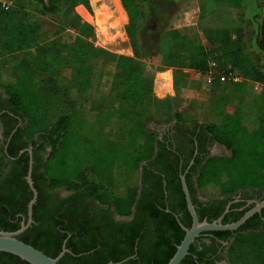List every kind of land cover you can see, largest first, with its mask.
Here are the masks:
<instances>
[{"label":"trees","instance_id":"trees-1","mask_svg":"<svg viewBox=\"0 0 264 264\" xmlns=\"http://www.w3.org/2000/svg\"><path fill=\"white\" fill-rule=\"evenodd\" d=\"M81 1L89 6L88 0ZM216 1V8L208 14L209 20L214 19L219 26L217 28L242 30L243 18L239 13H233V9L242 0ZM41 2L44 10L49 13L62 10V0ZM124 5L127 9L131 7L126 1ZM7 13L0 3V15ZM74 16L79 27L74 43L78 46L73 48L69 56L72 61L81 63L78 72L83 74L86 81L83 87L76 90V95L72 96V90L69 91L68 99L49 94V99L45 100L43 89L31 81L28 50L23 47V42L29 33L34 32V27L23 22L18 15L11 26L0 21V49L7 51L0 55V86L8 93L10 107L21 115L25 136L30 139L38 133L51 144L45 161L34 158L32 179L38 191L33 206L34 222L18 237L55 257L61 251L63 239L71 233L66 243L70 251L59 259V264H106L109 261L112 264H166L184 237L185 230L180 222L187 227L192 224L180 177L189 158L179 169V154L170 145V148L167 147L165 137L159 139L155 132L143 130L141 145L127 148L113 147L110 140L99 133H86L95 126L96 117L82 111L80 103L85 98L91 80L96 77L100 64L115 62L120 66L123 78L121 94L130 99L132 109L142 103L147 106L144 100L150 82L147 71L131 57L111 53L102 47H93L91 51L82 49L87 45L83 36H90L94 31L92 25L83 21L78 14ZM199 19V25L203 26L206 18ZM134 28V18L131 17L126 30L132 40L134 53L138 55V39ZM183 29L175 28L167 34L176 36ZM256 43L264 56V19L258 21ZM10 45L14 48L7 50ZM203 50V47H199L197 52L202 53ZM232 55L233 64L244 78L264 85V70L252 62L244 51L237 48ZM60 61L57 53L56 68ZM242 85L238 83L230 87L221 82L219 76L213 82L209 115L201 128L230 153L210 156L203 163L196 161L198 169L197 166L192 167L196 174V186L193 184L192 173L185 174L195 206V188L209 197L229 194L244 187L257 186L264 189V90L253 93ZM231 100L234 101L232 106ZM174 118L182 122L198 121L187 119L180 112ZM140 120L137 118L135 121ZM16 154L17 149L8 148L6 152L4 146L0 147V175L11 162V156ZM28 158V153H24L20 157L24 161L23 169L20 168L14 175L0 182V202L6 204H0V229H18L19 221H14L13 215L19 207L24 214L27 212L26 205L32 197L25 178ZM153 163L161 174H166L168 183L179 195L177 207L171 205L170 211H166L165 205H161L158 197H154V191L147 189L148 194L137 201L135 216L129 228L105 231L104 236L100 227L92 225L72 210H62L52 217L40 214L46 188L53 190L59 186L76 191L86 188L95 198L114 206L118 213L130 214L138 193L140 175L146 181L149 166ZM105 172L112 175L114 182L111 185L92 177L99 173L104 175ZM172 186L168 184V187ZM180 210L185 214L178 218ZM196 210L199 219L203 220L205 212L197 206ZM82 237H94L96 240L83 241ZM193 253L191 244L188 254L179 264H194ZM228 259L233 264H264V229L239 232L229 247ZM0 264L31 263L13 253L0 251Z\"/></svg>","mask_w":264,"mask_h":264},{"label":"rangeland","instance_id":"rangeland-1","mask_svg":"<svg viewBox=\"0 0 264 264\" xmlns=\"http://www.w3.org/2000/svg\"><path fill=\"white\" fill-rule=\"evenodd\" d=\"M88 1L89 6L81 0H62L61 12L49 13L42 7L41 0H5L1 5L8 13L0 15V21L9 26L18 15L34 27L23 47L28 50L31 81L43 89L45 100L49 99V94L68 99L69 91L72 90V96L76 95V90L86 81L78 72L81 63L72 61L69 56L78 46L74 43L79 34L75 14L92 25L94 31L90 36H83L87 45L82 49L91 51L93 47H102L133 58L147 71L150 82L145 92L147 106L142 103L132 109L130 99L121 94L120 66L115 62L99 65L80 103L82 111L96 117L95 126L87 134L99 133L109 139L113 147H139L143 130L160 136V131L177 112L187 119L206 120L217 76L230 87L241 83L253 93L264 90L260 82L244 78L232 60L233 51L239 48L264 70V56L256 43L258 21L264 19V0H242L233 9V13L243 18L242 30L217 28L216 21L209 20L208 14L216 8V0ZM124 1L131 6L129 9ZM131 17L135 22L138 55L126 30ZM200 17L206 18L203 26L199 25ZM175 28L184 29L176 36L167 34ZM59 30L62 32L57 33ZM11 46L7 50L14 48ZM199 47L204 48L202 53L197 52ZM4 53L7 51L0 49V55ZM57 53L61 61L56 68ZM167 71L171 72L168 78L163 76ZM221 75L226 79L221 80ZM156 80L163 89L155 88ZM233 103L231 100L230 105ZM137 118L140 122L135 121ZM92 177L102 179L107 185L114 182L108 172Z\"/></svg>","mask_w":264,"mask_h":264},{"label":"flooded vegetation","instance_id":"flooded-vegetation-1","mask_svg":"<svg viewBox=\"0 0 264 264\" xmlns=\"http://www.w3.org/2000/svg\"><path fill=\"white\" fill-rule=\"evenodd\" d=\"M8 100L9 96L7 91L0 86V147L4 146L6 152L8 148L17 149V154L11 156V162L7 164L4 172L0 175V182L2 179L14 175L15 171L24 167V161L20 159L24 153H28L29 155L27 174L31 166L32 176L34 158L43 162L46 160L51 150L50 142L43 139L38 133L30 139L25 136L22 130V117L10 107ZM203 123V120H198L197 123H193L191 120L182 122L174 118L160 131V136H158L159 139L165 137L164 141L167 147L170 148V145L172 150L175 149L179 154V169L182 163L189 158L188 164L181 174L185 175L191 172L194 185L196 174L193 173L192 167L197 166L198 169L196 161H201V163H203L210 156L230 153L224 145L216 142L209 133L204 131V128H201ZM156 167L155 163L149 166L150 171L147 172L146 181H143L140 175L138 193L136 200L131 206L130 214L118 213L114 206L108 202H103L95 198L86 188L76 191L64 186H59L53 190L46 188L40 214L44 217H52L57 216L62 210H72L84 219L89 220L92 225L100 227L103 236L105 231L113 230V232H115V229H127L128 225H130L134 219L137 201L139 198H143L148 194L146 192L147 189H149V191H154V197H158L160 204L165 205L166 211H170L171 205L176 207L178 205L179 195L177 194V190L170 182L168 183L166 174H161ZM26 177L27 175L25 178ZM168 184L173 188L168 187ZM29 190H31L30 186ZM194 191L197 198L196 206L205 212L203 220L209 221L210 218V222H213L219 221L220 219L222 224H228L239 220L247 212L253 210V212L236 228L204 230L201 231L191 243L193 245V256L195 257L194 264H233L228 259V250L235 236L239 232L264 229V189L257 186L244 187L232 193L217 195L215 197L205 196L197 188H195ZM28 202L26 205V214H24L21 210L22 208L19 207V210L13 215V220L19 221L20 225L21 222L28 220ZM0 204L6 206L3 202H0ZM184 214V211L180 210L178 211L177 217H184ZM32 219L29 226L34 222L33 212ZM64 221L66 222L67 219L64 218ZM144 231L145 227L142 233ZM70 235L71 233H68L63 239L61 250L64 242L66 241L67 243V239ZM82 240L95 242L96 238L82 237Z\"/></svg>","mask_w":264,"mask_h":264},{"label":"water","instance_id":"water-1","mask_svg":"<svg viewBox=\"0 0 264 264\" xmlns=\"http://www.w3.org/2000/svg\"><path fill=\"white\" fill-rule=\"evenodd\" d=\"M26 178L33 193L32 198L28 202V220L21 222L20 227L15 230L0 229V251H6L18 255L20 258L28 261L31 264H59V259L61 258V256L66 251H69V249L66 247V241L64 242L63 248L60 253L57 256L52 257L18 237V235L21 234L33 220V205L37 198V189L33 184V179L31 176V166ZM181 181L182 188L186 196L187 207L192 216V224L190 227H187L180 222L182 228L185 230V234L180 243L177 245L176 251L166 264H179L182 259L188 254L191 243L195 240V238L200 234L201 231L210 229H234L239 226L248 217V215L253 212V210H251L243 215L239 220L228 224H222L220 222V219L219 221L213 222L200 220L195 206L192 202L184 174H181ZM112 263L113 262L109 261L106 264Z\"/></svg>","mask_w":264,"mask_h":264},{"label":"crops","instance_id":"crops-1","mask_svg":"<svg viewBox=\"0 0 264 264\" xmlns=\"http://www.w3.org/2000/svg\"><path fill=\"white\" fill-rule=\"evenodd\" d=\"M170 73H171V72L167 71V72L164 73L165 75H163V76H165L166 78H168ZM155 88H157V90H161V89L164 88V86L161 84L160 81H157V80H156V81H155Z\"/></svg>","mask_w":264,"mask_h":264},{"label":"built area","instance_id":"built-area-1","mask_svg":"<svg viewBox=\"0 0 264 264\" xmlns=\"http://www.w3.org/2000/svg\"><path fill=\"white\" fill-rule=\"evenodd\" d=\"M0 3L1 4H5V0H0ZM220 78H221V80H225L226 76L225 75H221Z\"/></svg>","mask_w":264,"mask_h":264}]
</instances>
